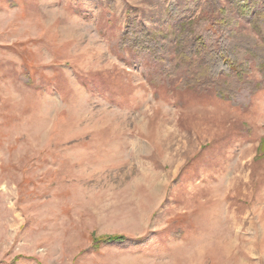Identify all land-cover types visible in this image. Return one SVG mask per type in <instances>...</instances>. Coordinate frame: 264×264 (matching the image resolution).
<instances>
[{
    "label": "rangeland",
    "instance_id": "rangeland-1",
    "mask_svg": "<svg viewBox=\"0 0 264 264\" xmlns=\"http://www.w3.org/2000/svg\"><path fill=\"white\" fill-rule=\"evenodd\" d=\"M171 2L0 0V264H264V83L222 101L120 46Z\"/></svg>",
    "mask_w": 264,
    "mask_h": 264
},
{
    "label": "trees",
    "instance_id": "trees-1",
    "mask_svg": "<svg viewBox=\"0 0 264 264\" xmlns=\"http://www.w3.org/2000/svg\"><path fill=\"white\" fill-rule=\"evenodd\" d=\"M198 0L171 2L165 14L167 32L142 24L131 25L120 46L133 53L151 55L157 64L153 83L178 81L186 90L210 93L235 102L241 93L254 95L264 83V0H205L196 18L183 19ZM247 23L252 34L242 27ZM261 77L253 78L255 73ZM258 155L264 158V137ZM122 237L97 241L121 243Z\"/></svg>",
    "mask_w": 264,
    "mask_h": 264
}]
</instances>
